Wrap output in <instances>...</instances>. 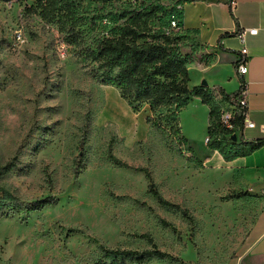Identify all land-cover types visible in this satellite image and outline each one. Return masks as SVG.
<instances>
[{"label":"rangeland","instance_id":"rangeland-1","mask_svg":"<svg viewBox=\"0 0 264 264\" xmlns=\"http://www.w3.org/2000/svg\"><path fill=\"white\" fill-rule=\"evenodd\" d=\"M151 1L176 8L181 0ZM32 3L0 0V167L12 163L0 176V264H96L112 261L102 247L153 244L168 256L145 264H238L257 204L224 185L222 170L196 163L207 153L203 111L191 102L181 110L184 144L170 128L147 122L148 105L123 99L79 55L117 33L124 3L85 2L79 44L29 13ZM181 44L195 47L191 38ZM115 105L137 120L134 130L105 114ZM146 173L192 218L159 203ZM50 196L56 202L41 210H17Z\"/></svg>","mask_w":264,"mask_h":264},{"label":"trees","instance_id":"trees-1","mask_svg":"<svg viewBox=\"0 0 264 264\" xmlns=\"http://www.w3.org/2000/svg\"><path fill=\"white\" fill-rule=\"evenodd\" d=\"M87 1L93 2L33 0L26 9L49 23H55L59 30L66 34L69 43L79 44L82 36L81 26L85 20L82 8ZM113 1L124 3L120 11L123 22L117 33L99 37L79 53L84 60L96 65L94 69L103 83L117 87L121 97L136 107L148 105L151 115L147 117V122L161 129L170 128L171 133L177 135L184 144L187 139L181 131L180 112L194 97H199L202 103L210 108L207 145L210 149L219 150L225 160L248 155L264 145V138L250 142L233 141L232 135L244 128L243 118H236L232 131L224 129L220 123V103L215 92L211 91L207 84L190 87L191 55L184 51V45L181 44V41L189 38L187 32H183L180 27H171L169 23L158 24L162 18H171L174 15L180 18L177 7L168 8L156 1L148 2L149 0ZM218 93L228 100L236 92L227 94L219 89ZM83 156L82 143L79 157L82 159ZM196 163L202 165L199 159H196ZM11 168L10 162L0 167V176ZM146 174L150 180L148 192L159 203L181 210L185 216L192 218L187 209L165 199L151 181L150 175ZM55 202V197H45L25 207L17 206V210L31 213ZM102 250L105 259L112 261L103 260L96 264H145L154 257L168 256V253L161 251L154 244L151 249L143 251L106 247H102Z\"/></svg>","mask_w":264,"mask_h":264},{"label":"crops","instance_id":"crops-1","mask_svg":"<svg viewBox=\"0 0 264 264\" xmlns=\"http://www.w3.org/2000/svg\"><path fill=\"white\" fill-rule=\"evenodd\" d=\"M231 9L228 0H181L177 5L179 24L195 47L185 49L191 55L190 87L207 81L211 91L222 89L233 94L240 88L236 62L242 42L237 29H258L248 34L249 71L245 75L249 97V116L253 127L237 132V141L264 138V0H236ZM203 111L204 143L207 147L202 165L222 170L224 185L245 190L255 197L257 216L248 234V248L238 264H264V145L245 156L225 160L219 150L207 145L210 108L194 97L189 106ZM206 127V128H205ZM216 172V171H215Z\"/></svg>","mask_w":264,"mask_h":264},{"label":"built area","instance_id":"built-area-1","mask_svg":"<svg viewBox=\"0 0 264 264\" xmlns=\"http://www.w3.org/2000/svg\"><path fill=\"white\" fill-rule=\"evenodd\" d=\"M236 0H228L231 9H234L236 6ZM171 27H180L179 17L174 15L171 19ZM258 29H237L234 31V34L237 35L241 42L242 48L240 50V55L236 62V69L241 76L240 79V88L239 90L230 97V99H224L223 96L215 92L216 99L220 103V123L221 126L228 130L232 131L235 128V120L237 117H242L244 122V127H253L254 122L250 120L249 116V97H248V88L247 81L244 78L249 71V51L246 46V40L248 34H256ZM23 37V32L21 29L16 31V38L21 40ZM237 134V133H236ZM230 138V134L228 135ZM209 137H207V142Z\"/></svg>","mask_w":264,"mask_h":264},{"label":"bare ground","instance_id":"bare-ground-1","mask_svg":"<svg viewBox=\"0 0 264 264\" xmlns=\"http://www.w3.org/2000/svg\"><path fill=\"white\" fill-rule=\"evenodd\" d=\"M105 114L108 117H111V119L119 121L122 126H125L129 130H134V128H136L137 120L135 121V119L129 116V114H127V112H125L120 106H113V108L107 110Z\"/></svg>","mask_w":264,"mask_h":264},{"label":"water","instance_id":"water-1","mask_svg":"<svg viewBox=\"0 0 264 264\" xmlns=\"http://www.w3.org/2000/svg\"><path fill=\"white\" fill-rule=\"evenodd\" d=\"M202 84H205V85H206V84H207V81H205V80L202 81ZM237 138H238V137H237V134H233V135H232V140H233V141H236Z\"/></svg>","mask_w":264,"mask_h":264}]
</instances>
